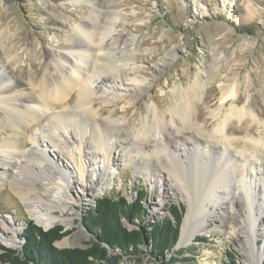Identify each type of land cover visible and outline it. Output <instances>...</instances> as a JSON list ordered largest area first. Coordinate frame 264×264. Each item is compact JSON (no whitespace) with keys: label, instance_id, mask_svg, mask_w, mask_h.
I'll use <instances>...</instances> for the list:
<instances>
[{"label":"rangeland","instance_id":"rangeland-1","mask_svg":"<svg viewBox=\"0 0 264 264\" xmlns=\"http://www.w3.org/2000/svg\"><path fill=\"white\" fill-rule=\"evenodd\" d=\"M92 2L100 3L106 13L109 11L105 18L108 17L107 21L109 18L114 20L112 22L116 32L113 37L119 42L134 38L140 45L134 55L135 65L131 62L137 69L135 72L124 73L125 81L129 77H137L148 79L151 83L147 91H131L126 99L117 104L105 105L101 100L93 104L96 120H105L99 123L101 127L104 128L107 117L119 120V133L128 137L127 141L131 145L118 144L112 148L110 170L118 172L113 187L101 192L95 189V185H89L86 193L80 189V182H74L69 187L68 195L76 201L71 225L59 223L44 228L29 215L23 201L9 187L2 189L0 233L12 237L14 243L10 245L0 238V244L15 250L21 248L24 242L22 235L28 222H33L44 231L62 226L70 233L56 244L58 248L83 247L92 238L83 218L92 208L95 209L98 199L105 196L135 200L140 188L146 191L144 206L148 210V225L169 217L173 205L182 204L186 212L194 208L203 210L197 204L196 193L201 181L210 191L209 179L202 176L204 166H210L217 174L219 183L224 181L230 186L229 189L235 188L231 192L234 199L238 198V202H224L221 211L209 215L203 233L189 242L181 243L178 240L172 254L166 259L173 260L174 264H255L258 258H251V249L256 248L261 257L259 264H264V216L261 223L255 226L257 236L252 242L246 228L247 211L244 205L247 201L233 183L236 181L239 184V179L231 171L227 173L228 177L223 178L225 148L229 149L227 153L232 155L231 158L236 157L238 165L247 160L250 166L245 172L247 182L250 176L247 173L251 167L258 172V175L251 174L253 177L262 175L264 178V159L260 160L264 158V0H0V100L9 95L24 99L35 86H39V89L34 93L40 94V87H44L47 80L57 78V57L51 55L50 50L59 53L75 48V40H78L75 27L88 22L93 11ZM133 47L135 45L130 44L128 48ZM9 55L15 57L16 66H13ZM6 73L12 81L2 87ZM236 82L237 97L224 100V92H228ZM77 96L74 91L66 101L64 106L68 111L74 109ZM182 97L188 103L192 100L195 107L196 128L190 130L191 135L197 134L200 151L192 140H183L184 144L180 145L175 139L176 135L170 137L168 131H162L160 140H155L152 133L148 135L151 137L149 140H165L168 144L162 161L158 163L152 156L156 147L150 143L143 145L144 134L140 137L138 135L145 132V126H152L147 122L148 116L152 117L149 108H156L160 117L170 121L171 111ZM60 107L55 105L37 126L28 128L19 140H12V146L31 153L34 144L30 137L35 132L40 136L44 132L51 136L49 132L53 133L58 127L55 123L58 118L52 116L60 114L63 110ZM234 108H245V116L239 117L237 112H233ZM93 116L90 113L88 115L89 118ZM227 116L229 121L226 123V133L219 138L226 146L220 148L217 145L219 139L212 136H215L214 130L224 124ZM93 129L92 125L90 132L94 133ZM108 132L105 136L109 135ZM10 135V131L0 127V150L8 147ZM53 137L58 138L55 140L57 143H64V140H60V134ZM148 139L145 138L146 141ZM120 142H124L122 138ZM85 145L90 146L88 143ZM211 145L215 147L209 152L212 160L199 164L200 160L208 159V156H200L203 155V149ZM123 146L134 154L133 162L126 166V159L131 157L123 158ZM246 147L249 148L247 152ZM52 149L48 146V150ZM165 162L167 166L181 172L187 185L181 186L170 179L166 166L162 167ZM35 171L41 172L37 169ZM24 176L19 178L20 184L24 187L32 186L34 183ZM100 179L104 181L105 178L100 176ZM35 185L41 191L42 184L36 182ZM263 187L256 195H262ZM203 202L209 208V202ZM50 211L51 214H61L60 209ZM255 212L259 213L257 207ZM196 215L201 217L199 212ZM123 223L131 230L135 229L126 220ZM235 228L239 230L237 235L234 233ZM72 237L77 238L75 244L61 245L64 239ZM146 252L133 259L122 256L118 264H162L148 249ZM230 255L234 256L233 259Z\"/></svg>","mask_w":264,"mask_h":264},{"label":"bare ground","instance_id":"bare-ground-1","mask_svg":"<svg viewBox=\"0 0 264 264\" xmlns=\"http://www.w3.org/2000/svg\"><path fill=\"white\" fill-rule=\"evenodd\" d=\"M97 2H92L93 11L88 22L79 24L75 27V32L78 37V40H75V48L66 49L59 53L53 49L50 50V54L57 57L55 63L57 67V78L53 77L52 81L47 80L44 87H40V94L34 93L36 89H39V86L38 88L35 86L33 91L28 93L24 99H18L13 95H9L0 100V116L2 117L0 127L11 132L7 140L8 147H4L5 149L0 150V191L9 187L23 201L29 215L44 228H50L59 223L71 225L76 201L68 195V189L69 187L71 188L72 184H75L74 182H80L78 184L83 193L87 192L86 187L89 185H95V189L101 192L113 187L115 175H117L118 172L110 170L112 165V148L119 146L118 144H126L128 147L131 145L130 142L127 141L129 138L119 133L118 127L121 125L119 120H113L111 117H107V123L105 122L103 125L104 128L101 127L99 123L105 120H96V110L93 106L94 102L96 100H101L105 105L117 104L122 99H126L127 94L131 91H147L149 86H151L148 79L129 77L127 81H125L124 78L126 77L123 76H126V74L124 73L128 71L135 72L136 67L133 65H135L136 57L134 55L138 51L140 45L135 42L134 38L129 41L119 42L117 38L113 37V34L116 32L114 23L112 22L114 20H110L111 18H109V21H107L108 17H105L109 11L107 13L105 10L103 11L100 3ZM115 14L113 15L118 17V14ZM130 44L135 45V47L132 49L128 48ZM12 56L9 55L10 60L13 62V66H16L17 61L15 57ZM131 62H133V65ZM7 76L8 73L3 77L5 83L2 87L12 81ZM74 91L77 92L78 99L74 109L68 111V108L64 105ZM237 92L238 84L236 82L229 88L228 92H224V100L235 99L237 97ZM55 105L61 106L60 108H63V110L60 114H54L52 116V118H58V120L55 121L58 127L54 129V134L51 132H49L51 136H48L45 132L41 133L42 136L36 132L32 134L30 140L34 144V147L29 154L25 150H20L18 147L15 148L12 146L14 143L12 140H19L28 128L37 126L41 119L50 114V110H52ZM149 110L152 117L148 116L147 122L148 124L151 123L152 126H145L148 130L144 128L145 132L139 133L138 137L144 134V137H141L144 142L142 144L146 145L150 143L156 147V149L152 151V156H154V159L158 160V163L160 160L162 161L164 157L163 154L165 153V146L168 145L165 140L155 141L157 139L160 140L161 136H163L161 135L163 130L168 131L170 137L176 135L175 139L180 145L184 144L182 142L183 140L194 141L197 149L200 151V146L197 143V134L194 135L193 133V135H191V130L194 129L193 127H195L197 123L195 121L196 110L192 100L188 103L183 98L176 108L171 111L170 121L160 117L156 108L154 110L151 107ZM245 110V108H242V110L234 108L233 112H237L239 117H243L245 116L243 113ZM89 113L94 116L89 118ZM176 117H178L183 124H180ZM75 119L77 120L74 122ZM90 121L92 123H90ZM228 121L229 117L227 116L224 124H220L219 127L214 130L215 136L212 137L219 139L223 136V134L226 133V123ZM92 125L94 133L90 132ZM181 125H184V127ZM107 130L110 132H108V136L107 134L105 136ZM151 130L154 132H151ZM152 133L155 140H149L151 137H148V135ZM165 133L166 132H164V134ZM58 134L61 135L62 139L60 138V140H64V143H57V141H55L58 138L55 139L53 136H57ZM121 138L124 142H120ZM145 138H149L148 141H146ZM87 143L90 144V146H88L89 149L87 145H85ZM132 144H134V142ZM217 145H219L220 148L226 146L220 139ZM48 146L53 148L52 151L48 150ZM124 147L125 146H123L122 150L123 158L126 159L128 156L131 157L129 160L126 159V166L128 163L130 164L133 162L134 158L132 156L133 152L125 150L127 147ZM212 147L214 146L211 145L203 149V155L200 157L204 158L208 156V159H204V161L200 160L199 164L205 163L207 160V162L212 160L211 154H209V152L215 148ZM228 150V148H225L224 152L222 151L223 156H226L223 167L225 169V175H223V178H225V176L228 177L227 173L231 171V173L237 175L236 177L239 179L237 180L239 184H237L236 181L233 183L238 185H234L238 193H241L243 198H246L247 204L244 205L247 211H245L247 214L246 228L249 232V239L253 242L257 236L255 233L256 230H254L255 226L261 223L262 217L264 216V187L262 195H256V192H259L264 185V178H262V175L253 177V173L258 175V172L251 167L252 171L250 170L247 173L250 174V176L248 175L249 182H247L245 178L247 175L245 172H247V167H250L247 160H244V164L238 165V163H236L238 160L236 157L234 159L231 158L232 155H228ZM248 150L249 148H247L246 152ZM51 154L53 155L52 157ZM184 154L187 153L184 152ZM240 159L242 160V158ZM261 159L263 160L264 158H260V160ZM258 160L256 161L258 162ZM166 162L162 164V167L165 168L166 166V171L170 179H174V181L181 184V186L187 185L186 180H183L181 176V172L176 171L174 167L167 166ZM35 169L41 172L38 173ZM217 169L221 172L219 168ZM213 171L214 169L210 166H204L202 176L209 179L208 184L210 191L203 186L202 181L198 183L199 188L196 193L198 198L197 204L199 203L200 206L203 207V210L194 208L188 211L183 221L180 234L181 243L189 242L192 238L196 237V235L203 233L206 230L208 224L207 218L209 215L216 214L218 210L221 211L223 209L221 205H223L224 202L227 201V203L229 202L230 204L238 202V198L234 199L235 197L232 196V188L229 189L230 186L226 185L224 181L219 183L218 176ZM24 175H26V177ZM21 176H24L34 184L24 187L19 182ZM100 176H104V181L100 179ZM205 178L204 182L207 184ZM251 181H253V183ZM36 182L42 184L41 191L39 190L40 188L38 189L35 185ZM232 190H235V188ZM217 191L221 194V198L219 194H216ZM203 201L209 202V208L204 205ZM255 207L258 208L259 213L255 212ZM51 209H60L61 214L55 215L52 213L54 214L52 215ZM198 212L201 217L196 215ZM234 233L236 235L239 234V230L235 228ZM0 235H2L0 238L5 242H9L10 245L14 243L12 237L8 238L4 236L5 234L3 235V233H0ZM76 241L77 238L75 237L67 238L62 241L61 245L75 244ZM251 250V258L256 256L258 259L255 264H259L261 258H259V251L256 248Z\"/></svg>","mask_w":264,"mask_h":264},{"label":"trees","instance_id":"trees-1","mask_svg":"<svg viewBox=\"0 0 264 264\" xmlns=\"http://www.w3.org/2000/svg\"><path fill=\"white\" fill-rule=\"evenodd\" d=\"M137 192V198L131 202L126 197L98 199L95 209L83 218L86 229L94 235L88 248H58L56 244L70 234L64 227L44 231L28 222L21 248L15 250L0 244V264H118L122 256L133 259L147 253V249L162 264H174L166 257L179 240L185 206H171L169 217L148 225L146 191L140 188ZM123 220L138 225V229L129 230Z\"/></svg>","mask_w":264,"mask_h":264},{"label":"water","instance_id":"water-1","mask_svg":"<svg viewBox=\"0 0 264 264\" xmlns=\"http://www.w3.org/2000/svg\"><path fill=\"white\" fill-rule=\"evenodd\" d=\"M127 199H128V198H127ZM128 200H129V199H128ZM129 201L131 202V201H133V200H129ZM178 205H179L180 207L183 206L182 204H178ZM188 210H189V209H188ZM188 210H187V212H188ZM187 212H185V215H184L183 221H184V219H185V216H186V213H187ZM183 221H182V224H183ZM128 224H129L130 226H135V225H131L130 223H128ZM182 224H181V227H182ZM125 227L128 228L129 230H131V229H130L129 227H127L126 225H125ZM181 227H180V229H181ZM137 228H138V227L135 226V229H137ZM47 231H48V230H47ZM180 234H181V230H180ZM91 236H92V238H94V235L91 234ZM92 238L90 239V242H91ZM179 238H180V236H179ZM179 240H180V239H179ZM178 242H179V241H178ZM87 244H88V243H87ZM87 244H86L85 246H83V247H80V248H88V245H87ZM177 244H178V243H177ZM9 248H10V247H9ZM12 249H13V248H12Z\"/></svg>","mask_w":264,"mask_h":264}]
</instances>
